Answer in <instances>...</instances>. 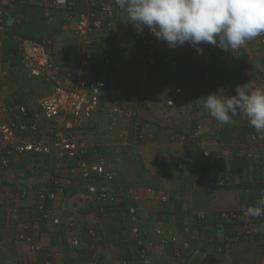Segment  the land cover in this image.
I'll return each instance as SVG.
<instances>
[{"label":"crops","instance_id":"0c3cea01","mask_svg":"<svg viewBox=\"0 0 264 264\" xmlns=\"http://www.w3.org/2000/svg\"><path fill=\"white\" fill-rule=\"evenodd\" d=\"M80 8L82 5H77L70 11L55 0H16L5 7L6 29L0 32V104L25 105L29 116L25 120L0 110V124L34 120L48 137L49 122L43 117L40 101L56 83L67 85L77 77L106 79L109 88L101 109L79 136L87 143L92 160L107 153L113 157L109 158L114 162L115 179L110 187L120 194L122 204L98 212L88 199L86 182L77 180L70 187L56 190L52 206L60 222L43 220L31 209L33 198L62 173L56 164L52 180L34 183V194L27 187L26 201L19 198V189L0 195V204L5 209L8 206L9 211L13 204L21 205L22 218L34 223V236L45 248L43 254L31 252L28 244L17 239L11 219H3L0 264H40L44 258L56 264H89L93 252L103 264H236L237 248H242L239 245L245 246L244 253L253 255L247 262L264 264V222L251 235L240 233L239 222L215 226L224 210L239 211L240 221L250 218L244 211L256 203L264 190V138L246 118L236 116L232 123L221 125L204 108L205 97L210 94L232 96L237 85L246 83L251 88H264V44L255 39L231 52L228 61L215 60L210 66L197 58L187 43L172 49L158 39L159 58L153 76L147 83H140L130 73L146 59L140 38L142 29L129 23L120 11L113 30L91 32L92 43L86 47L76 32ZM47 11L53 15L52 24L46 23ZM33 23L34 27H42V40L51 41L52 58L61 71L53 75L56 78L35 74L22 62L12 64L4 59L6 39L17 41L22 54L37 41L30 38V33L25 38L17 34L21 27ZM164 54L179 62L178 71L163 63ZM218 79L230 83L233 89L224 90ZM132 88L139 94L133 105L137 106L146 133L141 141L130 133V119L123 114L116 128H110L108 110L114 100L123 101L125 90ZM183 129L198 131L197 140L180 142L178 133ZM122 130L121 138L118 132ZM253 134L259 137L255 141L251 139ZM26 157L29 156L15 155L9 170L0 169V179L12 168L23 169ZM222 178L224 184H210ZM67 203H73L72 207ZM69 219L76 223L81 240L77 247L67 235ZM90 227L95 230L92 236L87 230ZM186 241L191 248L182 249L178 257L177 247ZM256 250L262 251L261 258L255 255Z\"/></svg>","mask_w":264,"mask_h":264},{"label":"built area","instance_id":"2783aa9c","mask_svg":"<svg viewBox=\"0 0 264 264\" xmlns=\"http://www.w3.org/2000/svg\"><path fill=\"white\" fill-rule=\"evenodd\" d=\"M15 1L0 0V32H4L6 29L5 7ZM55 3L70 11L77 5H82V8L77 12L76 32L86 47L92 43V40L89 39L91 32L113 30L114 21L121 11L115 4V0H64L63 3L55 0ZM45 18L47 24H52L54 18L50 11L45 13ZM140 38L146 59L141 61L131 71L130 75L137 82L147 83L152 78L154 68L157 65L159 43L155 35L146 27L142 28ZM257 39L264 44V37ZM251 42L246 43L244 47L238 50L245 48ZM50 43V40L35 41L29 49L23 52L22 63L28 70L38 75H51L52 77L61 73L60 68L56 67L53 61L49 48ZM192 49L197 58L204 60L210 66L215 60L220 63L228 61L231 52L238 51H226L212 45L202 48V54L198 53L195 48L192 47ZM162 61L172 71H178L180 67L179 62L168 54L162 56ZM217 82H223L226 91L233 89V86L224 82L223 79H218ZM108 88L109 84L104 78L77 77L75 81H71L67 85L60 82L56 83L53 91L45 95L40 101L43 117L49 122V131L46 134L48 137L43 135L37 121H25L29 116V111L25 105L0 104L1 111L13 112L25 119L20 122L11 120L0 124V169L9 170L15 155L37 154L49 156L62 172L53 178L49 188L42 189L35 195V202L31 209L35 210L43 220L60 222L59 218L55 217V210L52 206V202L57 196L56 190L70 187L77 180L86 182L88 199L98 212H107L109 208H117L122 204L120 194L114 192L110 187L115 179L114 162L105 156H99L92 160L89 157L87 143L79 136L80 132L100 111L105 91ZM128 92L129 95H127ZM137 100H139V94L134 92L133 88L128 91L125 90L123 101L114 100L108 110V116L111 129L116 128L121 114L130 119L129 131L134 133L136 140L141 141L146 138V133L142 129L137 106L133 105V102L135 103ZM133 119L135 120L132 121ZM118 134L121 138L124 137L123 130L119 131ZM197 137L198 131L190 133L183 129L178 133V139L182 143L195 141ZM258 138L257 134L251 136L254 141ZM71 160L76 163L70 165L69 161ZM224 182L225 180L222 178L211 181L210 184L216 186L217 184H224ZM27 195L26 188L19 187V198L22 201L27 199ZM262 196H264V190L261 193ZM20 210L21 205L18 203L10 209V219L17 229V239L28 244L31 252L43 254L44 245L34 236V223L24 220ZM200 217L202 218L204 215H200ZM240 219L241 213L239 211L224 210L220 213V218L216 221L215 226L222 228L226 224L239 222L241 224L240 233L251 235L255 232L257 225L264 222V217L250 216L244 221H240ZM66 224L67 234L72 245L79 246L81 240L76 223L69 219ZM87 230L90 236L95 234L93 227ZM184 248H191L190 242L186 241L182 246L177 247L176 255L178 257L181 256ZM40 264H56V262L51 258H44ZM89 264H103V261L96 252H93Z\"/></svg>","mask_w":264,"mask_h":264},{"label":"clouds","instance_id":"9594fccd","mask_svg":"<svg viewBox=\"0 0 264 264\" xmlns=\"http://www.w3.org/2000/svg\"><path fill=\"white\" fill-rule=\"evenodd\" d=\"M115 4L129 23L148 28L172 49L187 43L200 54L201 44L238 50L264 37V0H115ZM204 108L221 125L242 116L264 138V88L237 85L230 97L223 93L206 96ZM244 214L264 217V196L247 206Z\"/></svg>","mask_w":264,"mask_h":264},{"label":"rangeland","instance_id":"374dc122","mask_svg":"<svg viewBox=\"0 0 264 264\" xmlns=\"http://www.w3.org/2000/svg\"><path fill=\"white\" fill-rule=\"evenodd\" d=\"M85 134V133H83ZM82 134V135H83ZM81 135V136H82ZM104 153H107L106 151ZM108 157H112L107 153ZM113 158V157H112ZM52 167L57 168L56 163L52 159H42V158H36V157H26L25 160V167L22 169L15 170V168H12L11 171L5 172V176L3 179H0L1 186H0V195L4 194L6 191H14L16 192L19 187L26 188L28 187L29 191H31L32 194H34V190L37 189L34 187V183H39L42 181L41 179H47L48 181L52 180V178L55 176V174L52 171ZM51 173V174H50ZM38 181V182H34ZM84 182V181H83ZM5 190L2 188L3 186ZM31 186V187H30ZM9 203V201H6V205ZM73 203H70L67 205L71 208ZM3 203L0 204V226H2L3 219L10 220V211L3 208ZM71 213V212H69ZM239 247L244 248V245H239ZM242 248H237L239 252L235 254L236 257L239 259L237 260L236 264H252V262H247L246 259H249L250 257H253V255L249 256L247 253H244ZM263 251V249H262ZM261 250H256L255 255L258 256L259 253L262 252ZM260 256V255H259ZM261 258V256H260Z\"/></svg>","mask_w":264,"mask_h":264},{"label":"trees","instance_id":"16d2710c","mask_svg":"<svg viewBox=\"0 0 264 264\" xmlns=\"http://www.w3.org/2000/svg\"><path fill=\"white\" fill-rule=\"evenodd\" d=\"M29 25H30V27H29ZM29 25H26V27H21L20 31H18L17 34L20 37L25 38L27 36V33H30V34H32V36L30 37L32 40L41 41L42 36H43L42 27H40V26L34 27V23L29 24ZM34 30H36V32H35L36 35H34ZM37 34H39V35H37ZM4 59L7 61H9V60L12 61V64H20L22 62V51H21V48H20L17 41H15L13 39H6L5 44H4ZM27 156L34 158L38 155L37 154H28ZM75 163H76L75 161H69L70 165H74ZM34 200H35V197L33 198V201ZM23 201H26V200H23ZM14 206H16V205L13 204L11 207H14Z\"/></svg>","mask_w":264,"mask_h":264}]
</instances>
